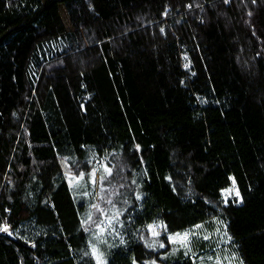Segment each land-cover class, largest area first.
I'll list each match as a JSON object with an SVG mask.
<instances>
[{
	"label": "trees",
	"instance_id": "obj_1",
	"mask_svg": "<svg viewBox=\"0 0 264 264\" xmlns=\"http://www.w3.org/2000/svg\"><path fill=\"white\" fill-rule=\"evenodd\" d=\"M108 203L104 264H195L168 237L214 218L264 264V0H0V264H100Z\"/></svg>",
	"mask_w": 264,
	"mask_h": 264
},
{
	"label": "rangeland",
	"instance_id": "obj_2",
	"mask_svg": "<svg viewBox=\"0 0 264 264\" xmlns=\"http://www.w3.org/2000/svg\"><path fill=\"white\" fill-rule=\"evenodd\" d=\"M61 164L75 203L84 202L90 198V201H92L91 206H98V200L89 191L91 189V193H94V190L92 187L89 188L87 186V182L94 183V173L89 179H86L82 175V169L78 167L75 169L63 160ZM106 170L110 172L108 168ZM230 189L233 191H229ZM236 191L238 190L232 182L229 188L222 191L223 201L225 203L233 202L240 204L241 198L240 195H236ZM105 206L111 209V215L105 216L106 219L101 224L95 225L88 232L89 246L100 264H104V259L108 256L111 248L120 242V222L116 212L117 209L116 207L111 208L109 203L105 204ZM108 210L106 209V211ZM90 215L91 213L89 212V217ZM197 226L190 231L169 236V243L172 248L167 253V256L169 254L176 256L181 252L191 254L190 258L195 264H243L236 250V245L233 244L230 236L227 234L225 223L221 218H214L208 223ZM186 233L188 234V246L184 247L179 238L183 237ZM160 244L163 245L160 247L162 249L164 244L162 242Z\"/></svg>",
	"mask_w": 264,
	"mask_h": 264
},
{
	"label": "snow or ice",
	"instance_id": "obj_3",
	"mask_svg": "<svg viewBox=\"0 0 264 264\" xmlns=\"http://www.w3.org/2000/svg\"><path fill=\"white\" fill-rule=\"evenodd\" d=\"M233 184H235V181H233ZM229 191H233V190L230 189ZM236 195L239 196V192L238 191H236ZM197 227H199V226H197ZM0 231H7V229L6 228L0 229ZM179 239L181 241L182 246H184V247L188 246V234L187 233L183 237H180ZM205 239H207V237H205ZM161 246H163V245H161Z\"/></svg>",
	"mask_w": 264,
	"mask_h": 264
}]
</instances>
